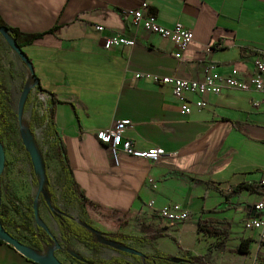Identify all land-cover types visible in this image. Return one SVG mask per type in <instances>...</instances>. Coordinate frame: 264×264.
Returning <instances> with one entry per match:
<instances>
[{
  "label": "crops",
  "instance_id": "crops-1",
  "mask_svg": "<svg viewBox=\"0 0 264 264\" xmlns=\"http://www.w3.org/2000/svg\"><path fill=\"white\" fill-rule=\"evenodd\" d=\"M142 2L158 24L180 22L190 30L188 47L180 50L170 39L134 25L127 11ZM0 17L22 32L43 34L23 49L39 79L35 89L43 88L48 102L54 97L56 130L77 194L127 213L121 226L111 221L92 225L103 233L136 238L125 242L142 252L196 255L200 264H264V245L243 224L257 213L253 204L264 193L259 183L264 180V104L251 105L263 92L225 87L218 95H205L201 110L186 114L168 85L135 77L150 72L198 79L212 63L219 75L237 69L239 79L249 80L254 58L264 52V0H0ZM97 24L104 30H96ZM114 34L132 38L134 45L105 49L104 37ZM1 41L0 68H14L23 86L31 84L27 65ZM121 118L132 122L122 136L137 149L162 147L166 154L152 162L120 150L114 164L96 133ZM241 183L257 189L231 194ZM149 199L155 211L147 206ZM72 202L80 212V204ZM172 202L187 210L185 221L157 214ZM206 217L227 221L223 247H215L222 236L197 230L198 219ZM248 237L249 252H234ZM0 264L31 263L4 242Z\"/></svg>",
  "mask_w": 264,
  "mask_h": 264
},
{
  "label": "trees",
  "instance_id": "trees-1",
  "mask_svg": "<svg viewBox=\"0 0 264 264\" xmlns=\"http://www.w3.org/2000/svg\"><path fill=\"white\" fill-rule=\"evenodd\" d=\"M0 26H7L0 17ZM10 30L9 36L15 40V42L20 46L24 47L28 44H33L41 35L39 34H30L26 32H22L15 27L7 26ZM4 42L5 40L0 36ZM6 43V42H5ZM1 61V57H0ZM38 90L40 93L44 92L43 88L38 86ZM30 97L31 92L28 97H26L24 102L23 109L26 110L30 105ZM48 105L46 107V111L37 116L36 110H32L29 129H32L35 125V122L39 123L44 122L47 126L46 134L52 139V146H54L55 154L57 156V161L59 167L62 170L63 176L62 179V192L61 197L66 201V203H71L76 200L80 204V215L78 217L72 216L69 212L64 209L59 208L57 205V201L54 197V189L50 185L48 173L46 171L45 183H44V192L49 196L53 214L52 217L58 222L59 226L64 228L75 240L84 243L89 249H96L97 247L103 246L102 244L96 241L94 233L90 232L86 225L94 227L98 229L96 226L92 225L93 223L88 218V211L96 212L100 214L104 219L111 221L114 226H121L125 220L127 215L126 212L120 211L119 209L114 208H106L104 205L89 201L84 198L82 195L77 194V184L74 179V174L72 167L69 163V158L67 154V150L65 148V144L62 141L59 133L57 132V126L54 121V108L53 104L55 102L54 97L51 95ZM9 112H11L10 105L8 104V95L1 87V78H0V139L3 142V129L10 128L12 123L9 120ZM4 143V142H3ZM4 147V144H3ZM29 157V156H28ZM30 160V158H29ZM7 162L5 161V166ZM1 179V176H0ZM32 184L37 185V178L34 177V173L32 170ZM247 190L250 192L256 191L257 187L253 185H247L245 183L239 184L231 194H237L242 190ZM42 202L45 204L43 198H41ZM46 205V204H45ZM47 208V207H46ZM48 209V208H47ZM49 211V209H48ZM213 212V210H210ZM50 212V211H49ZM201 212H206V210H202ZM51 213V212H50ZM18 219L20 221H18ZM0 223L2 226L9 231L15 238H17L21 242H25L20 238L19 233L25 232L30 235L29 243L37 248H42L43 244H46L48 238H50V234L46 232L40 225H35L32 222L35 221V216L33 212V205L25 206L22 208L19 202L15 199L14 196H10V194L5 195V201L0 202ZM227 222L223 218L216 217H206L199 218L197 222V230L202 233L212 234V235H220L222 239L219 243L215 245V247H223L224 243L228 239L229 233V225L224 226V223ZM11 228L15 230L16 233L11 231ZM99 230V229H98ZM102 232V231H101ZM103 233V232H102ZM103 236L107 239L118 240V242L125 243L135 248L134 245L130 243H126V239H131L134 237L121 235L119 233H103ZM136 239V238H134ZM143 240V239H142ZM251 238H241L239 244L233 249L234 252L247 254L249 252V244H251ZM4 243V241L0 240V245ZM141 245V242H139ZM106 247V246H103ZM118 251V250H117ZM119 254L128 256L133 259V261L137 264H200L199 258L196 255H184L181 258V263H173L170 261L171 256L163 251L155 250L153 253L144 252V256H134L133 254L119 252ZM87 260V259H86ZM30 261V260H29ZM77 261V260H75ZM133 261H130L126 258L121 257H110L108 259H102L101 257L95 260H87V262H80L82 264H134ZM31 264H40L37 262L30 261Z\"/></svg>",
  "mask_w": 264,
  "mask_h": 264
},
{
  "label": "rangeland",
  "instance_id": "rangeland-1",
  "mask_svg": "<svg viewBox=\"0 0 264 264\" xmlns=\"http://www.w3.org/2000/svg\"><path fill=\"white\" fill-rule=\"evenodd\" d=\"M1 44L6 45L3 41H1ZM22 51L24 52V49ZM3 56L4 61H6L7 58L4 53ZM18 75V72L14 68L9 71L7 68H0L1 87L8 95V104L11 109V112H9V120L12 123L10 128L3 129V144L7 165L4 166L0 179V202L5 201L6 194H10V196L15 197L22 208H25V206L30 204L34 205V203H37L38 208H40L41 211H38V214L40 215L42 222H45L51 236V238L47 240L46 244H43L41 249L34 247L29 243L28 240L30 235L28 233H19L20 238L25 241L24 244L38 251L40 255L48 254L50 249L55 248L58 245V248L54 251L55 256L65 264H82L71 258L69 250L86 258L87 260H95L100 257L106 259L116 256L118 258L121 257L133 261L132 258L119 254L117 250L109 247L100 246L96 249L88 250L84 243H80L75 240L64 228L59 226L58 222H56L54 218L50 217L49 211L46 208L47 206L42 202L41 196H38L35 201L38 186L32 184L31 181L33 168L29 161L27 152L22 145L23 141L20 135V128H29L28 124L30 122L32 110H36L37 116L46 111L48 96L38 92L35 88H32L29 108L26 110L23 109L20 113V119H18L17 112L19 111V98L21 97L23 86L20 82L21 77H18ZM46 129L47 126L44 122L39 123L36 121L33 128L29 130L43 159L42 163L44 169L49 174L48 177L55 191L54 197L57 201V205L59 208L76 216L80 213L77 203H66V201L61 197V176L63 175L57 161L58 159L55 154L54 146H52V139L46 134ZM35 175L36 174L34 173V177L36 178ZM88 218L96 226H100V224H103L102 222H108V224H110L109 220L104 219L96 212H88ZM18 221L20 220L18 219ZM32 223L37 225L36 219ZM111 226H114V224H111ZM11 231L16 233L13 228H11ZM134 264L137 263L134 262Z\"/></svg>",
  "mask_w": 264,
  "mask_h": 264
},
{
  "label": "built area",
  "instance_id": "built-area-1",
  "mask_svg": "<svg viewBox=\"0 0 264 264\" xmlns=\"http://www.w3.org/2000/svg\"><path fill=\"white\" fill-rule=\"evenodd\" d=\"M148 3L142 2L140 6L129 9L127 14L131 16L134 25H140L144 30L170 39L176 47L183 50L188 47L193 39L190 30L184 27L180 22L175 23L172 27L163 26L156 22L153 14L148 12ZM96 30H104L103 25L94 26ZM120 45L133 46L134 40L123 34H114L104 37L103 46L105 49H112ZM208 50L210 48L208 47ZM180 53L175 54L179 56ZM255 70L249 80L239 79L237 69H232L229 74L219 75L214 70V64H209L204 71L203 77L198 79H186L174 77L170 75H156L150 72L135 73V77L149 79L156 84L168 85L174 97L180 102V108L186 114H189L194 108L201 110L205 106L204 96L207 94L218 95L223 88L230 87L238 90H249L263 92L264 94V52L263 55L254 58ZM196 96L194 100H190L189 96ZM260 104H264V96L260 99L253 100L251 105L257 108ZM133 128V124L129 119L116 120L112 127L100 130L96 133L97 139L105 143L106 148L110 152L113 163L118 162V152H122L136 156V158H145L152 162H157L166 154L162 147H148L146 149H137L132 141L122 136V132ZM152 189L156 185L151 177L147 179ZM264 186V180L259 182ZM147 206L155 211L154 201L149 199ZM254 210L257 212L253 216L247 217L244 221V229L247 231H256L259 245H264V193L253 204ZM157 214L166 218L168 221H185L187 218V210L182 208L178 203L172 202L164 205L158 210Z\"/></svg>",
  "mask_w": 264,
  "mask_h": 264
},
{
  "label": "water",
  "instance_id": "water-1",
  "mask_svg": "<svg viewBox=\"0 0 264 264\" xmlns=\"http://www.w3.org/2000/svg\"><path fill=\"white\" fill-rule=\"evenodd\" d=\"M10 30L8 29L7 26H0V36L5 40V42L8 44L10 48L13 49L14 53L27 65L29 68V71L33 77V82L31 84L25 83L23 88H22V94L21 97L19 98V111L17 112L18 119H20V113L23 111L24 107V102L26 97H28L29 93L32 91V88H35L39 82V79L35 77L34 71L32 68V64L30 62V59L27 57V55L22 51V47H20L14 39H12L10 36ZM20 135L21 139L23 141V146L27 152V155L30 158V163L33 168L34 173L36 174L37 178V191H36V198L38 196H41L43 198L47 208L53 214L52 212V205L49 196L44 192V183H45V176H46V170L44 169L43 163H42V157L41 154L38 150V148L35 145V142L32 139V135L30 133L29 128H20ZM5 151L3 147V142L0 139V176L3 172L4 166H5ZM54 211V210H53ZM33 212L35 219L37 221V225H40L41 228H43L46 232L49 233L48 228L42 222V219L40 215L38 214V205L37 203H34L33 205ZM55 212V211H54ZM1 221V220H0ZM87 229L94 233L96 241L103 246H107L109 248L118 250L119 252H124V253H129L133 254L134 256H144V252L135 249L134 247L127 245L125 243L118 242V240H113V239H107L103 236V233L91 226L86 225ZM0 240L4 241L5 243H8L11 247H13L16 251H18L21 255H23L26 259L32 261V262H37L40 264H65L62 261H60L56 256H55V249L58 248V245L55 248H52L49 250L48 254L45 255H40L38 251L35 249L31 248L30 246L24 244V242L19 241L17 238H15L12 234L7 231L2 224L0 223ZM71 257L74 259L81 261V262H87L86 258L76 254L75 252H71ZM171 262H181L180 257L174 256L170 258Z\"/></svg>",
  "mask_w": 264,
  "mask_h": 264
},
{
  "label": "flooded vegetation",
  "instance_id": "flooded-vegetation-1",
  "mask_svg": "<svg viewBox=\"0 0 264 264\" xmlns=\"http://www.w3.org/2000/svg\"><path fill=\"white\" fill-rule=\"evenodd\" d=\"M51 214V213H50ZM50 238H51V236H50ZM50 238H48L47 240H49ZM47 242V241H46ZM107 247V246H106ZM177 257H180V256H177ZM71 258H73V257H71ZM182 257H180V259H181ZM74 259V258H73ZM74 260H76V259H74ZM78 261V260H77ZM81 262V261H80ZM180 262V261H179ZM179 262H173V263H179ZM181 263V262H180Z\"/></svg>",
  "mask_w": 264,
  "mask_h": 264
}]
</instances>
